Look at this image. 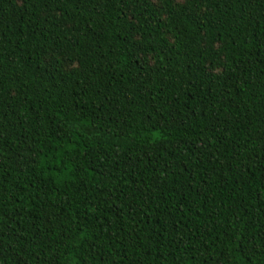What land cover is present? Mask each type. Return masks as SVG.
I'll return each instance as SVG.
<instances>
[{
	"label": "trees",
	"instance_id": "1",
	"mask_svg": "<svg viewBox=\"0 0 264 264\" xmlns=\"http://www.w3.org/2000/svg\"><path fill=\"white\" fill-rule=\"evenodd\" d=\"M0 264H264V0H0Z\"/></svg>",
	"mask_w": 264,
	"mask_h": 264
}]
</instances>
